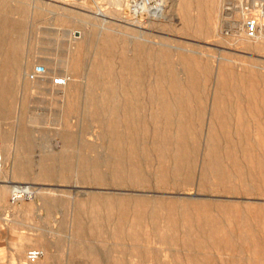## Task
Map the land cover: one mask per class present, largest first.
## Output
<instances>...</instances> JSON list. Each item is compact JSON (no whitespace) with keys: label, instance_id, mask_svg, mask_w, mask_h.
<instances>
[{"label":"rangeland","instance_id":"obj_1","mask_svg":"<svg viewBox=\"0 0 264 264\" xmlns=\"http://www.w3.org/2000/svg\"><path fill=\"white\" fill-rule=\"evenodd\" d=\"M145 1L0 0V36L7 40L0 39V61L9 47L17 55L0 66V82L11 90L0 99L8 107L0 111V264H103L106 255L109 264L123 257L125 264H264V40L244 35L243 17L233 22L242 10L235 0H187L184 11L179 0H159L165 7L159 19L149 6L140 8L154 3ZM79 33L82 39H74ZM106 34L115 47L113 73L106 76L102 65L95 76L110 77L114 87L121 78L133 85L137 75L120 73L121 46L127 55L135 43L151 50L140 66V96L131 98L143 106L118 110L131 130L118 126L124 152L132 145L126 135L134 138L136 187L127 184L128 164L122 184L106 177V114L96 121L90 113L102 94L90 71ZM223 68L230 71L224 89ZM214 96L222 101L215 110ZM11 185L34 193L11 203ZM120 199L132 206L146 200L142 219L130 211L120 220ZM206 219L218 226L215 244L200 228ZM132 228L140 242L132 240ZM132 241L144 258L130 253ZM196 241L204 243L201 250ZM83 245L94 254L75 252ZM30 249L43 256L27 261Z\"/></svg>","mask_w":264,"mask_h":264},{"label":"bare ground","instance_id":"obj_2","mask_svg":"<svg viewBox=\"0 0 264 264\" xmlns=\"http://www.w3.org/2000/svg\"><path fill=\"white\" fill-rule=\"evenodd\" d=\"M135 1H137V0H135ZM143 1H145V0H143ZM148 2H149V0H147ZM147 1H145V2H147ZM151 1V0H150ZM175 1V0H174ZM236 1V0H235ZM133 2H134V0H133ZM139 2V1H138ZM154 3L152 4V5H147L146 3H144L143 5H142V7H141V5H140V8L141 9H147V7H148V12L150 13V15L152 16V17H155V18H157V19H159L160 17H162V13H164V6H163V3H161L159 0H154L153 1ZM179 2H180V4H179V6H180V9H182L181 11H184L185 9H186V5H187V0H179ZM140 3V2H139ZM143 3V2H142ZM150 3V2H149ZM137 6H139L138 4H137ZM133 8V7H132ZM138 10H139V12H140V9L138 8ZM137 10V11H138ZM144 11V10H143ZM147 12V13H148ZM168 12V11H167ZM138 13V12H137ZM166 13V12H165ZM135 14V13H134ZM167 15V14H166ZM164 16V15H163ZM151 17V18H152ZM159 17V18H158ZM166 17V16H165ZM240 17H244V12L242 11V10H240V11H238V13H237V15L236 16H231V19H233V22H235V23H239L238 22V19H240ZM137 18V17H136ZM162 18H164V17H162ZM167 18V17H166ZM182 18H183V21L184 22H192V20H190L188 17H187V15L186 14H183L182 13ZM150 20V19H149ZM155 21V20H154ZM160 21V20H159ZM197 25H199L200 24V18H195L194 20H193ZM77 34H78V32H77ZM245 35V34H244ZM84 35H83V33H79V36L77 37V36H75L74 37V39H82V37H83ZM140 36V35H139ZM246 36V35H245ZM247 37V36H246ZM248 38V37H247ZM257 38V37H256ZM262 38H263V40H264V36L262 35ZM249 39H255V38H249ZM115 50V47H114V44H113V40H112V38H111V36H109L108 34H106V36H105V39H104V41L101 43V45H100V48H99V50H98V52H96V55H95V59H96V61L93 63V66H92V70L90 71V74H91V79H90V82L91 83H93V84H96V86H98V87H100V89H101V91H102V94L99 96V100L98 101H96V102H94V103H90V113L92 114V115H94L93 117H94V119L96 120V121H100L101 120V118L100 117H96L97 115H99V114H106V116H105V120H106V122H107V126H105L106 128H105V137L108 139V143H107V150H108V155H107V158L105 159V163H106V167H108L107 168V172L109 171L110 173H107V178L108 179H110L111 180V182L116 186V185H118V184H122L123 183V180L125 181V178L127 179V184L129 185V186H132V187H136V186H138L139 185V183L141 182L140 181V174L138 173V169H137V158H136V150H135V148L132 146L133 145V137L129 134V135H126V137H127V139H128V141L130 142V144H132L131 145V148L128 150V151H126V152H124V150H123V145H121L122 144V135L119 133V131H118V126L120 125V124H124V125H126V127L129 129V119L128 118H126V119H120L119 117H118V110L119 109H123V110H125L126 112L127 111H133V109H134V111H137L138 109H140L141 108V106H143V103L142 102H139V100H132L131 98H137V97H139L140 95H139V93L138 92H140L141 91V87H140V80H139V75H140V73L142 72V69H141V63H142V61H143V59L146 57V55L148 56V57H150L151 58V50H144V48L142 47V45H140L139 43H135L133 46H132V49H131V51H132V54L131 55H127L126 54V47H125V45H122L121 46V48L119 49L120 51H119V61H120V65H119V67H120V73H122V74H125V75H127V74H129V73H133V74H137L136 75V79H135V83L133 84V85H130V86H128L127 85V83L121 78L120 79V81H119V85L118 86H116V87H114L112 84H111V78L110 77H107V78H105V79H100V78H98V77H96L95 75L98 73V71H99V69L101 68V66L102 65H105L104 67H103V73L106 75V76H111L112 75V73H113V70H112V67H111V64H110V60L112 59V56H113V51ZM78 51V50H77ZM77 51H75V53H78ZM145 51H147L146 53H145ZM146 54V55H145ZM99 59H101V61L99 60ZM217 60L219 61L220 60V58H217ZM103 61V63L104 64H102L101 62ZM186 65H188V63H185ZM226 64V63H225ZM231 65V64H230ZM227 66V65H226ZM223 67V66H222ZM188 68V67H187ZM188 70H190V69H188ZM229 69H226V68H223L222 70H221V77H222V80H224L225 81V77H226V74L227 75H229V72L230 71H228ZM233 71V70H232ZM243 74V73H242ZM241 74V75H242ZM191 77L192 76H190V79H191ZM231 77H232V75H231ZM230 78V77H229ZM228 78V79H229ZM233 78V77H232ZM189 79V80H190ZM220 79V78H219ZM192 80V79H191ZM234 80H236V79H234ZM241 80V79H240ZM243 80V79H242ZM241 80V81H242ZM221 81V80H220ZM233 81V80H232ZM219 82V81H218ZM236 82V81H235ZM248 82V81H247ZM193 83H195V82H193ZM221 83H223V82H221ZM225 83H226V81L224 82V84L222 85V87H223V89H224V86L225 87H227L226 85H225ZM233 83V82H232ZM177 84V83H176ZM219 84V83H218ZM243 84H244V82H243ZM179 85V84H178ZM190 85V84H189ZM192 85V84H191ZM232 85V84H231ZM242 85V84H241ZM193 86H194V84H193ZM193 86H192V89H193ZM253 86V85H252ZM172 87H174V85L172 86ZM150 88H151V85H150ZM176 88V87H175ZM250 88H252V87H250ZM226 89H228V88H226ZM253 89V88H252ZM175 90V89H174ZM174 90H172L171 91V93H176V91H174ZM244 90V89H243ZM217 91V90H216ZM248 91V90H247ZM117 97H119V99H117ZM215 98H214V100H213V106H212V109H216L219 105H220V103L222 102V101H220V99H218L216 96H214ZM72 99H73V97H72ZM145 103V102H144ZM149 106H150V108H151V90H150V93H149V97H148V102H146ZM72 105V104H71ZM143 108V107H142ZM220 108V107H219ZM215 113V112H214ZM140 119H138L137 120V122L136 123H140V121H139ZM135 121V120H134ZM135 124V123H134ZM129 132L131 131L130 129L128 130ZM129 132H127V133H129ZM179 133V132H178ZM175 134V133H174ZM177 134V133H176ZM175 134V135H176ZM180 134V133H179ZM181 135V134H180ZM178 136V135H177ZM174 137V136H173ZM180 137L181 136H179V140H180ZM212 137V136H211ZM175 138V137H174ZM178 140V141H179ZM228 143V142H227ZM214 144H215V142H214ZM168 145V144H167ZM176 145V144H175ZM122 146V147H121ZM177 147V146H176ZM176 147H175V149H176ZM179 147V146H178ZM178 147H177V149H178ZM180 148V147H179ZM179 150V149H178ZM177 152V151H176ZM177 154V153H176ZM182 154V153H181ZM216 155V154H215ZM145 160V159H144ZM146 161V160H145ZM125 164H128V166H129V172H128V174H127V176L124 178V176L122 175V173H121V171L123 170L122 168H123V165H125ZM110 168V169H109ZM92 170H94V168H93V166L91 165V171ZM204 175V174H203ZM105 176V175H104ZM94 177H97V175L95 174V175H93V178ZM122 180V181H121ZM142 180V179H141ZM121 181V182H120ZM18 186L19 185H12L11 187L12 188H18ZM28 189V193H31V194H33L34 192L28 187L27 188ZM12 192V191H11ZM30 194V195H31ZM100 197V196H99ZM111 197V196H110ZM114 197V196H113ZM116 197V196H115ZM97 198V197H96ZM136 198V197H135ZM100 199V198H99ZM143 199V198H142ZM148 199V198H147ZM135 200V199H134ZM138 200V199H137ZM137 200L135 201V202H137ZM148 200H150V199H148ZM106 201H107V203L108 202H110L111 200H108V199H106ZM113 201V200H112ZM120 201L122 202V204H121V207H119V209H120V214H119V216H120V220H124V219H126V217L128 216V214H129V212L131 211L132 213V218L134 217L135 219H136V221H139L140 219H142V215H143V213H142V208H143V206H144V204L146 203V200H141V201H144V202H138V203H135L133 206L130 204H127V202L125 201V200H123V199H120ZM161 201V200H160ZM170 201V200H169ZM202 201V200H201ZM120 202V203H121ZM186 202V201H185ZM205 202V201H204ZM119 203V204H120ZM147 203H149L148 201H147ZM157 203V202H156ZM169 203V202H168ZM172 203H174V202H172ZM188 203H189V201H188ZM187 203V204H188ZM96 204V203H95ZM101 204V203H100ZM118 204V205H119ZM158 204H159V202H158ZM157 204V205H158ZM162 204V203H161ZM170 204H171V201H170ZM200 204V203H199ZM203 204V203H202ZM211 204V203H210ZM230 204V203H229ZM228 204V205H229ZM93 205V204H92ZM92 205H91V207H92ZM105 205V204H104ZM150 205V204H149ZM152 205V204H151ZM163 205V204H162ZM184 206H185V203L183 204ZM190 205V204H189ZM204 205V204H203ZM98 206V205H97ZM146 206V205H145ZM159 206V205H158ZM165 206H166V204H165ZM173 206V205H172ZM171 206V207H172ZM182 205L180 204V207H181ZM187 206V205H186ZM193 206V205H192ZM233 206V205H232ZM95 207V206H94ZM99 207V206H98ZM116 207V206H115ZM151 207V206H150ZM149 207V208H150ZM160 207V206H159ZM169 207V206H168ZM170 207V208H171ZM131 208H133V209H131ZM156 208V207H155ZM162 208H164V207H162ZM182 208V207H181ZM181 208H180V210H181ZM184 208V207H183ZM182 208V209H183ZM213 208V207H212ZM222 208V207H221ZM229 208V207H228ZM233 208V207H232ZM93 209H95V208H93ZM99 209H101V208H99ZM160 209H161V207H160ZM217 209V208H216ZM248 209H250V208H248ZM247 209V210H248ZM97 210V209H96ZM102 210V209H101ZM106 210V209H105ZM110 210V209H109ZM113 210V209H112ZM111 210V211H112ZM145 210H147V209H145ZM154 210V209H153ZM240 210V209H239ZM94 211V210H93ZM93 211L91 210V214L93 213ZM107 211V210H106ZM144 211V210H143ZM158 211V210H157ZM186 211H187V209H186ZM99 212V211H98ZM200 212V211H199ZM235 212V211H234ZM240 212H241V210H240ZM264 212V211H263ZM107 213V212H106ZM119 213V212H118ZM187 213V212H186ZM197 213V212H196ZM259 213V212H258ZM94 214H96V213H94ZM92 215V219H93V221H95V218H96V216L95 215ZM199 214V213H198ZM242 214V213H241ZM240 214V215H241ZM77 215V214H76ZM98 215V214H97ZM112 215V214H111ZM168 215V214H167ZM191 215V214H190ZM232 215V214H231ZM235 215V214H234ZM242 215H244V214H242ZM159 216V215H158ZM171 216V215H170ZM226 216V215H225ZM224 216V217H225ZM251 216H254V215H252L251 214ZM156 217V216H155ZM167 217V216H166ZM172 217H174V216H172ZM181 217V216H180ZM179 217V218H180ZM188 217V216H187ZM196 217V216H195ZM238 217V216H237ZM255 217V216H254ZM77 220L79 219V217H75ZM211 218V217H210ZM228 218V217H227ZM231 218V217H230ZM240 218V217H239ZM244 218V217H243ZM100 219V218H99ZM106 219L108 220V215H107V217H106ZM171 219V218H170ZM181 219V218H180ZM213 219V218H212ZM259 219V218H258ZM112 220V219H111ZM189 220V219H188ZM225 220V219H224ZM242 220V219H241ZM197 221V220H196ZM222 221V220H221ZM226 221H228V219H226ZM234 221V220H233ZM101 222V221H100ZM131 222H133V219H132V221ZM187 222V221H186ZM199 222V220L197 221V223ZM228 222H230V221H228ZM241 222H243V220L241 221ZM262 222V221H261ZM102 223V222H101ZM146 223V222H145ZM191 223V222H190ZM234 223V222H233ZM79 224V223H78ZM82 224V223H81ZM134 224V223H133ZM154 224H156V223H154ZM168 224V223H167ZM199 224V223H198ZM228 224V223H227ZM235 224V223H234ZM248 224V223H247ZM246 223H245V225H247ZM91 225V224H90ZM123 225V224H122ZM130 225V224H129ZM137 225V224H136ZM165 225V224H164ZM181 225V224H180ZM233 225V224H232ZM241 225V224H240ZM80 226V225H79ZM93 226V225H92ZM119 226V225H118ZM126 226V225H125ZM134 226V225H133ZM152 226V225H151ZM156 226V225H155ZM186 226H188L187 224H186ZM193 226V225H192ZM228 226V225H227ZM248 226V225H247ZM250 226V225H249ZM136 227V226H135ZM191 227V226H190ZM238 227H239V224H238ZM242 227V226H241ZM128 228H131V227H128ZM128 228H127V230H128ZM200 228H201V230H203L204 231V233L208 236L207 238H205L206 240H209V242H211V244H215V243H217L218 242V240L220 239H218V240H214L212 237H214L213 235L214 234H216L218 231H217V229H218V226H217V229H216V226H215V224L214 223H212L211 221H209L208 219H206L205 220V222L203 223V225H201L200 226ZM220 228V227H219ZM234 228V227H233ZM94 229V228H93ZM93 229H91V230H93ZM96 229V228H95ZM99 229V228H98ZM184 229H186V228H184ZM187 229H189V228H187ZM191 229V228H190ZM198 229V228H197ZM149 230V229H148ZM147 230V231H148ZM181 230V229H180ZM221 230V229H220ZM81 231V230H80ZM79 231V232H80ZM100 231V230H99ZM129 231V230H128ZM127 231V232H128ZM162 231V230H161ZM183 231V230H182ZM230 231V230H229ZM246 231V230H245ZM90 232V231H89ZM146 232V231H145ZM144 232V233H145ZM149 232V231H148ZM153 232V231H152ZM165 232V231H164ZM191 232H193V231H191ZM190 232V233H191ZM224 232V231H223ZM236 232V231H235ZM129 233V232H128ZM132 233H133V235H134V237L135 238H133L132 239V237L130 236L129 238H131L132 240H134L136 243L137 242H140L141 241V237H140V234H139V230H138V228H132ZM155 232H153V234H154ZM232 233V232H231ZM238 233V232H237ZM240 233V232H239ZM244 233V232H243ZM92 234V233H91ZM98 234H100V233H98ZM103 234V233H102ZM220 234V233H219ZM224 234H226V233H224ZM241 234V233H240ZM252 234V233H251ZM101 235V234H100ZM99 235V236H100ZM119 234H117V236H118ZM121 236H124L125 235V229H123L122 228V230H121V234H120ZM148 235V234H147ZM162 235V234H161ZM174 235V234H173ZM176 235V234H175ZM183 235V234H182ZM192 235V234H191ZM200 235V234H199ZM211 235V236H210ZM236 235V234H235ZM153 236V235H152ZM155 236H156V234H155ZM169 236V235H168ZM195 236V235H194ZM198 236V235H197ZM231 236H233V235H231ZM239 236V235H238ZM149 237V236H148ZM158 237H160V236H158ZM163 237H164V235H163ZM179 237V236H178ZM191 237V236H190ZM235 237V236H234ZM187 238V237H186ZM189 238V237H188ZM227 238V237H226ZM225 238V239H226ZM242 238V237H241ZM252 238V237H251ZM161 239H163L162 237H161ZM175 239H177V238H175ZM183 239H184V237H183ZM203 239V238H202ZM229 239V238H228ZM230 239H233V238H230ZM235 239V238H234ZM238 239V238H237ZM245 239V238H244ZM250 239V238H249ZM179 240V239H178ZM197 240V239H196ZM246 240V239H245ZM155 241V240H154ZM166 241V240H165ZM171 241V240H170ZM174 240H172L171 242L172 243H174L173 242ZM183 241V240H182ZM226 241V240H225ZM229 241V240H228ZM232 241V240H231ZM250 241H251V239H250ZM124 242V241H123ZM126 242V241H125ZM162 242H163V240H162ZM171 242H169V243H171ZM176 242V241H175ZM243 242V241H242ZM256 242V241H255ZM155 243V242H154ZM179 243V242H178ZM196 243V247H198V248H200V250H201V248H203V246H204V243L202 242V241H196L195 242ZM226 243V242H225ZM74 244V243H73ZM82 244V243H81ZM132 244H133V241H132ZM231 244V243H230ZM77 245H79V244H77ZM138 245H140V244H138ZM137 244H133L132 245V247H131V250H130V253H132V254H134L135 256H137V257H141V259L142 258H144V256L146 255V252H144V251H142L141 249H140V247L138 246ZM161 245V244H160ZM173 245V244H172ZM233 245V244H232ZM84 246V245H83ZM88 246V245H87ZM80 247V248H78V247H75L76 249H75V252H77V253H79L81 256H92L93 254H94V250L93 249H91L90 247H91V245L89 246V247ZM176 246H177V244H176ZM251 246V245H250ZM119 247V246H118ZM174 247V246H173ZM183 247H185L184 245H183ZM124 248V247H123ZM205 248V247H204ZM73 249V248H72ZM184 249V248H183ZM192 249V248H191ZM197 249V248H196ZM232 249V248H231ZM251 249V248H250ZM261 249V248H260ZM148 251H149V249H147ZM219 250V249H218ZM234 250V249H233ZM246 250V249H245ZM125 250H123L122 252H120L123 256L126 254V252H124ZM229 251V250H228ZM235 251V250H234ZM243 251V250H242ZM251 251V250H250ZM260 251V250H259ZM157 252V251H156ZM210 252V251H209ZM225 252V251H224ZM233 252V251H232ZM248 252H249V250H248ZM247 252V253H248ZM150 253H151V251H150ZM154 253V252H153ZM215 253V252H214ZM217 253H219V251L217 252ZM76 254V253H75ZM149 254V253H148ZM179 254V253H178ZM188 254V253H187ZM191 254V253H190ZM234 254V253H233ZM134 255H132V256H134ZM154 255H156V254H154ZM175 255V254H174ZM180 255V254H179ZM194 255V254H193ZM199 255V254H198ZM227 255V254H226ZM232 255V254H231ZM80 256V257H81ZM153 256V255H152ZM176 256V255H175ZM186 256V255H185ZM191 256V255H190ZM190 256H188V257H190ZM210 256V255H209ZM108 255H106L105 256V258H104V262H103V264H106V262H107V259H108ZM179 257H181V256H179ZM187 257V256H186ZM214 257V256H213ZM238 257H239V255H238ZM98 258V257H97ZM124 258L125 257H123V258H121L120 260H119V262L117 261V260H112V264H125V261H124ZM155 258V257H154ZM182 258V257H181ZM195 258V257H194ZM200 258H202V257H200ZM206 258H208L207 256H206ZM210 258V257H209ZM95 259H96V257H95ZM184 259V258H183ZM182 259V260H183ZM212 259V258H211ZM214 259V258H213ZM231 259V258H230ZM155 260H157V259H155ZM209 260V259H208ZM217 260H219V259H217ZM231 260H233V259H231ZM236 260H238V259H236ZM211 261V260H210ZM235 261V260H234ZM233 261V262H234ZM239 261V260H238ZM244 261V260H243ZM92 262V261H91ZM165 262V261H164ZM171 262V261H170ZM173 262V261H172ZM203 262V261H202ZM224 262V261H223ZM223 262H221L220 261V263H223ZM232 262V261H231ZM237 262V261H236ZM94 263V262H93ZM92 263V264H93ZM101 262L99 261V262H95V264H100ZM175 263V262H174ZM178 263V262H177ZM182 263H183V261H182ZM186 263H187V261H186ZM240 263V262H239ZM249 262H247V264H248ZM102 264V263H101ZM107 264H109V262H107ZM136 264H141V260L139 259V261H137V263ZM166 264V263H165ZM176 264V263H175ZM189 264H191V263H189ZM195 264H197V263H195ZM225 264V263H224ZM246 264V263H245ZM261 264V263H260Z\"/></svg>","mask_w":264,"mask_h":264},{"label":"built area","instance_id":"obj_3","mask_svg":"<svg viewBox=\"0 0 264 264\" xmlns=\"http://www.w3.org/2000/svg\"><path fill=\"white\" fill-rule=\"evenodd\" d=\"M244 12L242 29L248 38L264 36V0H236ZM28 186L19 185L12 189L10 202L15 203L23 198H31ZM43 256L40 249H30L26 252L27 261H36Z\"/></svg>","mask_w":264,"mask_h":264},{"label":"crops","instance_id":"obj_4","mask_svg":"<svg viewBox=\"0 0 264 264\" xmlns=\"http://www.w3.org/2000/svg\"><path fill=\"white\" fill-rule=\"evenodd\" d=\"M0 39L3 40V43H7V40H5V37L0 36ZM16 44H17V42H16ZM14 45H15V43H14ZM3 48H5V46ZM9 48L11 49V52L10 53H6L4 51V54L1 55L2 58H1V61H0V66H5L6 67L8 65H11L10 63L13 62L12 61V56H14V55L12 53V48L11 47H9ZM14 57H15V60H16L17 59V55H15ZM7 81H10V79H8ZM2 83H4V82H0V99L6 98V97H10V95H11V93H10L11 90L8 89V88L6 89L5 86H3ZM0 111L2 113L7 112L8 111V107L7 106L0 105ZM19 174L20 175H24V173H22V174L19 173ZM42 248L45 249V247H42ZM47 257L50 258V256H47Z\"/></svg>","mask_w":264,"mask_h":264},{"label":"water","instance_id":"obj_5","mask_svg":"<svg viewBox=\"0 0 264 264\" xmlns=\"http://www.w3.org/2000/svg\"><path fill=\"white\" fill-rule=\"evenodd\" d=\"M75 34H77V31L75 32Z\"/></svg>","mask_w":264,"mask_h":264}]
</instances>
